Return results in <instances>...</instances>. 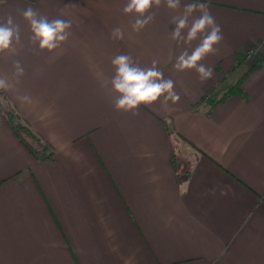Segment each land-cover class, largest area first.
<instances>
[{
    "label": "crops",
    "instance_id": "1",
    "mask_svg": "<svg viewBox=\"0 0 264 264\" xmlns=\"http://www.w3.org/2000/svg\"><path fill=\"white\" fill-rule=\"evenodd\" d=\"M203 2L223 36L201 61L213 69L207 80L173 68L183 47L191 51L198 41L177 47L170 38L177 13L164 6L136 32L122 11L126 0L0 4V18L13 13L25 43L17 9L31 5L72 21L61 55L21 51L18 82L0 55V75L14 85L5 94L56 150L53 162L37 160L0 112V264H264V64L250 72L264 59V0ZM115 27L122 40L111 37ZM248 53L232 71L238 54ZM119 54L142 67L158 60L179 101L142 105L137 115L117 111L109 81ZM248 72L244 97L210 112L197 107ZM25 94L30 103L17 99ZM174 154L190 168L181 182Z\"/></svg>",
    "mask_w": 264,
    "mask_h": 264
},
{
    "label": "clouds",
    "instance_id": "2",
    "mask_svg": "<svg viewBox=\"0 0 264 264\" xmlns=\"http://www.w3.org/2000/svg\"><path fill=\"white\" fill-rule=\"evenodd\" d=\"M7 0H0L4 5ZM166 7L173 13L171 23L175 26L170 38L177 47L191 46L198 41L195 47L183 50L175 57L173 68L178 72L195 70L201 80L210 79L213 69L201 63L207 55L215 53L217 45L223 40L220 26L216 23L203 0L181 4V0H126L123 13L132 17L131 27L139 32L155 19L153 9ZM27 25V42L22 39V28L13 13H7L0 18V55L11 60L12 76L18 82L25 75V68L19 59H16L25 48L38 52H47L59 56L63 52V45L68 41L72 21L63 18L49 19L47 16L29 5L25 9H17ZM197 13H199L197 15ZM114 40H122L124 32L120 27L111 30ZM114 74L109 83L111 91L116 93L114 108L117 111L138 114L140 106H151L160 102L166 106L169 101L173 104L179 101L180 96L175 91V82L166 78L163 71L157 66L159 61L153 59L150 66H141L129 54H119L112 58ZM14 85L7 75H0V91H7ZM17 99L22 103H30L31 97L20 95Z\"/></svg>",
    "mask_w": 264,
    "mask_h": 264
},
{
    "label": "trees",
    "instance_id": "3",
    "mask_svg": "<svg viewBox=\"0 0 264 264\" xmlns=\"http://www.w3.org/2000/svg\"><path fill=\"white\" fill-rule=\"evenodd\" d=\"M248 54H238L236 64L232 67V71L241 67L249 58ZM264 64V59L259 57L258 61L252 67L251 71L260 69ZM249 72L236 84L229 85L223 88H215L204 96L197 107H208L209 112L218 104L226 102L228 99L233 97H244V91L242 85ZM224 81V80H223ZM0 112L4 117V120L14 133V135L21 141L26 149L39 161L41 162H53L56 157L55 148L45 140L40 134L35 132L28 122L19 113L17 108L11 102L9 97L4 91H0ZM167 130L170 136L176 141L182 139L172 128L170 124L165 122ZM180 158L174 154L172 160V166L180 179V182L189 178L190 168L181 167ZM180 169L182 171L180 172Z\"/></svg>",
    "mask_w": 264,
    "mask_h": 264
},
{
    "label": "rangeland",
    "instance_id": "4",
    "mask_svg": "<svg viewBox=\"0 0 264 264\" xmlns=\"http://www.w3.org/2000/svg\"><path fill=\"white\" fill-rule=\"evenodd\" d=\"M226 86H224V87H227V86H229L228 84H225ZM184 161H185V159H184ZM186 164H188L187 162H185Z\"/></svg>",
    "mask_w": 264,
    "mask_h": 264
}]
</instances>
